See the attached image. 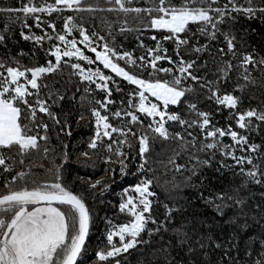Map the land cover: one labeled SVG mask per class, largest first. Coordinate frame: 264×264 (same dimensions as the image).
Segmentation results:
<instances>
[{
	"label": "snow or ice",
	"instance_id": "6c2138e0",
	"mask_svg": "<svg viewBox=\"0 0 264 264\" xmlns=\"http://www.w3.org/2000/svg\"><path fill=\"white\" fill-rule=\"evenodd\" d=\"M85 13L93 21L97 13L115 14L114 20L100 17L107 35L95 30V23L90 31ZM0 15L20 25L19 34L25 41L54 57V62L48 59L45 64L34 59L22 63L28 54L20 49L12 55L8 48L15 39L10 24L0 30V49H4L0 52V171L13 173L17 163L24 164V158L33 154L42 155L51 164L44 169V178L35 177L31 167L4 177L0 264H129L127 257L133 252L141 257L137 264H264V203L249 208L252 186L264 187V139L260 143L252 139L253 133L264 130V100L254 107V97H248L249 104L244 107L245 89L255 86L258 79L264 85V51L249 43V30L241 23L264 24V0H19L17 5L0 6ZM57 21L62 26L58 27ZM33 28L40 29V34ZM149 30L160 33L158 41L156 35L151 36L157 41L155 47L140 39ZM128 33L137 34L139 47L146 48L151 59L144 55L134 58L132 52L118 50L123 44H117V35ZM202 38L209 43H201ZM166 41L175 45V58L168 55ZM212 41L219 43L211 56L215 72L209 78L203 71L208 61H202L200 54L210 52ZM85 49L95 53V58ZM120 60L132 68L121 66ZM96 61L137 87L125 92L100 67L86 66ZM160 61L174 67L162 66ZM64 66L71 69L65 83L76 76L80 83L94 84L95 90L104 94L102 99L87 101L94 135L86 142L87 150L79 152L86 165L92 161L93 169L103 165L102 175L94 180L91 176L69 180L65 175L71 153L60 136H72L70 113L63 112L65 95L43 82L49 74L62 72ZM149 69L148 79L138 74ZM84 91L92 89L85 87ZM114 91L123 94L119 102L113 98ZM117 103L120 106L113 110ZM201 103H212L215 108H201ZM225 110L229 122L219 126L215 113ZM84 119L80 114L79 120ZM112 119L119 124H113ZM53 131L60 142V163L49 158V153L56 151L50 146ZM225 137L231 142L225 143ZM156 145L169 153L166 160L151 161L160 164L165 175L172 173V180H166L165 185L195 190L205 206L213 207L220 216L226 215L225 209H236L225 221L233 226L230 240L221 242L203 233L195 217L191 228L172 226L181 208L175 202L161 201L154 190L160 183L155 176L157 169L150 166ZM133 150L139 158L136 172L129 169ZM93 156L98 159L92 160ZM207 169H214L221 177L226 170L232 179L225 187L208 190ZM117 171L122 177L137 178L120 193L118 209L127 220L118 224L107 221L104 246L93 252V261L88 257L94 226L88 197L91 194L95 199L97 194L110 191ZM176 174L182 177L179 182ZM249 219L262 231L249 236L241 246L240 233L248 230ZM199 223L204 226V221ZM169 233L172 235L165 240ZM156 237L160 240L154 246ZM217 252L219 258L213 260Z\"/></svg>",
	"mask_w": 264,
	"mask_h": 264
},
{
	"label": "trees",
	"instance_id": "16d2710c",
	"mask_svg": "<svg viewBox=\"0 0 264 264\" xmlns=\"http://www.w3.org/2000/svg\"><path fill=\"white\" fill-rule=\"evenodd\" d=\"M89 2H94V0H89ZM19 0H0V6L3 5H17ZM103 3V0H101ZM85 20L87 21L86 26L89 30L92 29V24H96L97 31H100L102 35H107L106 30H104V26L100 23L101 16H107L108 19H115V14L113 13H97L96 20L93 21L88 18V14H83ZM55 17V14H54ZM131 23V19L129 20ZM29 23H33L31 19H29ZM58 27L62 26L60 21H57ZM246 29L249 30L247 39L251 45H255L258 51H264V24L260 21H241ZM6 24H10L11 29L13 30L15 39L14 41H10L8 48L11 50L12 55H16V53L22 49L24 53L28 54L22 59V63H29L30 60H33L39 64H45L48 59H52L54 62V57H50L45 53L43 48L39 46H34L32 41H25L19 34L20 25L18 23H11L6 20L4 15H0V30L5 28ZM239 27V25L237 26ZM254 29V31L252 30ZM27 31V30H25ZM33 32L36 34H40L41 30L33 28ZM76 35V34H74ZM152 35L157 36V41L160 39V33L155 30H149L144 32L143 35L140 36L148 47H155L157 41H153L151 39ZM136 33H128L126 36L117 35V44H123L122 49H118L120 51H129L132 52L133 57H139L140 55H144L147 59H151L147 55V49L141 48L138 45V41L136 39ZM77 38L78 35H77ZM201 43H209L206 38L201 39ZM219 41L210 42V52L201 53L202 61L207 60L208 66L206 70L209 74V78H212V74L215 72V65L211 60V56L215 55L216 46ZM48 46V42H45V47ZM80 46V45H79ZM164 46L168 47L169 52L168 55H172L174 57V47L175 45L171 41L164 42ZM99 50V49H98ZM251 50V48H249ZM4 49H0V52H3ZM35 53V56H32V53ZM86 54H89L86 52ZM175 58V57H174ZM68 59V58H65ZM201 61V62H202ZM121 66H125L126 69H131V65H126L125 60L118 61ZM86 64L85 62H81ZM162 66L169 67L173 65H169L167 61L158 62ZM95 69L96 67H100L102 71L105 72L106 75L112 76L117 82L121 84V86L125 89V92L131 91L136 88L135 85L129 84L127 81H124L122 77L116 76L115 73L110 71L109 69H105L99 63H94L92 65H86ZM133 71H137L136 69H132ZM71 69L67 66L63 67L62 72H57L56 74H49L47 79L43 82L49 85V88L53 90H58L61 94H64L66 99L61 102L63 112L70 113L69 115V123L71 124L72 136L68 137L66 135L61 134L60 141L63 143H67L69 145V152L71 153L70 162L65 165V175L71 180L75 179L77 176L83 177L85 180L91 176V178L97 179L102 175V164H97L96 169L91 167V162L88 161L87 165L84 163L83 158L79 156V152L83 150H87V141L91 136L94 135V120L90 116V112L88 111V103L89 99L93 97L96 99H102L103 93L99 92V90H95V85L89 86L87 82L80 83L76 76L71 77V83H65L69 79V72ZM149 69L147 72L143 70H139L138 74L144 78H149ZM254 76L259 77V73H253ZM163 76V74H161ZM154 78V77H153ZM243 82V81H241ZM115 88V85H110ZM90 87L92 91L85 92L84 88ZM232 85H229V90H231ZM77 88L79 91H77ZM48 89H44L43 92H47ZM240 94V93H236ZM245 100L244 107H247L249 104L248 97H254L251 100L252 106H257L260 104L262 100H264V85H261L260 80H257V84L255 86L249 85L244 92ZM74 97V98H73ZM84 97V101L82 102L81 98ZM113 98L118 102L123 98V94L113 92ZM83 104V106H82ZM119 103L112 106L113 110L116 107H119ZM201 108H215V105L212 103H201ZM57 111H60V106H57ZM83 114L85 116L84 120H79V115ZM227 116V110L224 113H215V120L218 122L219 126H226L229 122L225 117ZM111 119V118H110ZM111 122L113 124H119V121L112 119ZM252 139L256 143H260L262 139H264V130L261 132L253 133ZM225 143H230V138H224ZM51 147L56 149L55 152L49 153V158L55 157L56 162L60 163L59 151H60V142H58L55 131L51 133ZM166 149H161L159 145L154 146L152 153L150 154V166H153L157 169L155 176L160 181L159 185L154 186V190L158 193V197L161 201H167L169 203L175 202L177 206L181 208V211L175 214V218L172 222L173 227H180L181 225L186 226V228H191L193 217L197 222L196 226L205 234H210L213 236L214 240H219L221 242L230 240L233 234V226L225 221H228L230 217L233 216L236 209H225L226 215L220 216L216 210L211 206H205V202L198 198V193L188 187L181 186L179 189H172L171 184L165 185V181L172 180V173L169 172L167 175L164 174V169L160 166V164H151L153 160H166L167 159ZM131 156L134 158L129 161V169L132 172H136L137 164L139 163V158L136 156V150L131 152ZM97 156H93L92 160H97ZM186 159V157L184 158ZM184 159L180 162L183 163ZM24 164L17 163L13 173L5 174L0 171V192H3L4 189L2 187L4 177L7 175L10 178V175L14 174L15 171H28L29 168H32V172L37 178H44L45 171L44 169L51 166L49 159L43 158L42 155L33 154L31 157H25ZM43 164L44 168H40L39 165ZM118 169V165L116 166ZM204 175L208 177V181L205 184V188L211 190L213 188L219 189L221 187H225L229 180L232 179L230 173H227L225 170V175L221 177V174L216 172L214 169H207L204 172ZM182 179L180 174H176V181L179 182ZM137 182L136 176H125L122 177L119 171L116 172L115 183L112 185V189L104 193L103 196L99 194L96 195L95 199L92 198L91 194L88 197V203L90 205L93 218H94V226L90 231V239L88 242V257L91 260L95 261V257L93 252L97 249V247H103L104 234L107 226V221L111 220L113 223H123L126 222L127 217L124 214H121L118 209V204L120 201V193L124 187H127L129 184H133ZM79 184V181L77 182ZM169 191L166 192L165 189ZM77 191L81 190V187L76 188ZM251 192L254 194L252 198L249 200V208H251L256 203H264V200L261 199V193L264 192V187L261 186H252ZM169 194L170 197L169 198ZM207 195V191L205 192ZM161 208V212H162ZM252 213L249 211V216ZM243 220V218H241ZM200 221H204V226L201 227ZM239 231V229H236ZM262 231L261 226L251 219H249V228L246 232L240 233L241 237V246H243L244 241L247 240L249 236L258 235ZM172 235L171 233L165 236V240L168 239V236ZM147 239V237H146ZM160 238L156 237L153 240V245H157V241ZM131 251V250H130ZM129 260V264H137V260L141 257L137 252H133L131 256L127 257ZM219 258V253L213 255L212 259L217 260Z\"/></svg>",
	"mask_w": 264,
	"mask_h": 264
},
{
	"label": "rangeland",
	"instance_id": "374dc122",
	"mask_svg": "<svg viewBox=\"0 0 264 264\" xmlns=\"http://www.w3.org/2000/svg\"><path fill=\"white\" fill-rule=\"evenodd\" d=\"M79 46V45H78ZM79 47H81V48H84V46L83 45H80ZM85 52H88L89 54H87V55H90V56H92L93 57V59L95 58V53H92V52H90V51H88L87 49H85ZM86 63V62H85ZM96 63H99V64H101L99 61H96ZM102 65V64H101ZM102 67H103V65H102ZM110 71H111V69H109ZM136 86V85H135ZM137 87V86H136ZM152 99H154V98H152ZM104 242V241H103ZM103 246H104V243H103Z\"/></svg>",
	"mask_w": 264,
	"mask_h": 264
}]
</instances>
